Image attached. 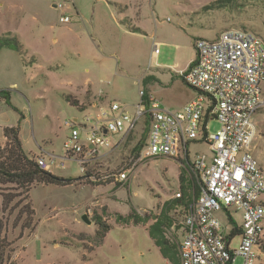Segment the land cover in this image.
Returning a JSON list of instances; mask_svg holds the SVG:
<instances>
[{"label":"rangeland","instance_id":"rangeland-1","mask_svg":"<svg viewBox=\"0 0 264 264\" xmlns=\"http://www.w3.org/2000/svg\"><path fill=\"white\" fill-rule=\"evenodd\" d=\"M62 1L0 0V38L18 36L27 50L24 55L10 48L0 51V90H10L18 109L0 97V145L6 142L4 128L20 122L24 149L35 159L64 155L70 134L65 122L83 118L97 104L95 94L85 88L101 91L104 106L119 101L131 111L141 100L140 89L147 88L163 108L177 111L195 90L171 68L187 60L197 35L212 38L242 27L264 38V0H236L231 9L204 8L215 0H73L54 6ZM66 15L71 20L62 22ZM157 41L161 44L155 47ZM254 121L258 133L252 151L264 169V108ZM209 128L216 133L220 124L213 119ZM146 132L139 123L116 148L102 150L86 173L72 159L65 160V167L52 166L56 175L73 178L69 185L35 183L28 194L16 184L1 185L0 193L20 194L9 206L0 194L4 264H171L145 228L152 219L138 225L118 219L132 208L152 218L158 205L181 190V162L148 152L127 182L111 175L123 169ZM198 150L209 151L208 145H192V154ZM27 203L36 211L29 223L23 212ZM87 213L91 223L83 219ZM172 214L177 221L184 217L181 208ZM97 215L112 226L103 241L96 237ZM234 216L242 222L241 213ZM219 217L227 223L224 213ZM172 233L182 238L178 227L167 236ZM238 241L237 236L232 244ZM236 264H242L241 257ZM257 264H264V252Z\"/></svg>","mask_w":264,"mask_h":264},{"label":"built area","instance_id":"built-area-1","mask_svg":"<svg viewBox=\"0 0 264 264\" xmlns=\"http://www.w3.org/2000/svg\"><path fill=\"white\" fill-rule=\"evenodd\" d=\"M71 2L63 0L56 5L64 7ZM70 20L68 15L61 16L62 22ZM195 48L196 59L183 79L197 95L184 108L169 111L140 89L141 100L134 111L114 101L108 109L102 108L101 114L67 120L70 134L63 143L64 155L36 160L50 170L54 165L65 167V160L72 159L86 173L89 163L113 146L110 135L126 137L144 123L147 132L140 153H134L121 171L111 175L127 182L145 152L181 164L189 156L201 180V192L181 221V264H236L238 257L242 264H257L264 252V169L252 144L258 133L254 116L264 108V38L251 29L234 27L215 38H196ZM213 119L220 124L216 133L209 128ZM199 143L207 144L209 151L192 154V145ZM181 195L180 191L176 194ZM220 212L227 223L220 219ZM235 212L242 214L241 223ZM228 214L236 224L228 221ZM238 228L239 233L233 235Z\"/></svg>","mask_w":264,"mask_h":264},{"label":"trees","instance_id":"trees-1","mask_svg":"<svg viewBox=\"0 0 264 264\" xmlns=\"http://www.w3.org/2000/svg\"><path fill=\"white\" fill-rule=\"evenodd\" d=\"M236 0H215L209 5L205 6V9L216 8H232ZM135 30H139L135 28ZM3 48H10L18 51L22 55L26 53L24 44L17 37L4 36L0 38V51ZM183 77V76H182ZM149 91L145 89V97L148 96ZM0 97L5 98V101L15 109L11 100V94L9 89H1ZM71 104L76 105L70 100ZM77 106V105H76ZM18 110V109H17ZM20 122L15 126H6L4 128V135L6 142L4 145H0V186L8 183L16 184L25 193H29L35 183L41 184H57V185H69L72 183L73 178L62 177L54 174L50 170L43 169L37 162V160L30 156V154L24 149L22 140L20 138ZM145 138V136H144ZM143 138V139H144ZM143 139L133 148V152L140 153L143 147ZM180 192L181 196H176L170 200L165 201L162 205H158L159 211L155 214H151L152 218H149L148 214L145 216L137 213L135 208L126 216H119V220L126 223L133 221L135 224L140 222H147L150 219L153 222L149 226V233L155 244L160 248L162 255L170 261L172 264H181L179 242L174 237L169 238L167 236L168 229L176 223V227L180 229L182 227L181 221H177L172 214V210L181 208L185 214H187L193 202L199 196L201 192V180L194 169V165L191 162L189 156L186 160H183L181 165V172L179 174ZM11 191V190H9ZM0 193L3 197V204L9 206L16 197L20 194L14 192ZM23 212L26 214V220L28 223L36 215L35 208L31 203L25 204ZM95 224L97 225L96 237L103 241L106 234L112 229V226L108 224L102 216L97 215L95 218ZM228 221L236 224V219L228 214ZM5 227L3 219L0 217V264H4L5 253L7 249L6 238L2 236V231ZM240 228L233 231V235L238 234Z\"/></svg>","mask_w":264,"mask_h":264},{"label":"crops","instance_id":"crops-1","mask_svg":"<svg viewBox=\"0 0 264 264\" xmlns=\"http://www.w3.org/2000/svg\"><path fill=\"white\" fill-rule=\"evenodd\" d=\"M56 5V3H54V6ZM138 28V27H137ZM138 29H140V28H138ZM133 30V29H132ZM220 34V32H218V33H216V35H214L212 38H215V37H217L218 35ZM201 36H203V37H208V36H206L205 34H199V35H197L196 36V38H198V37H201ZM195 38V39H196ZM161 44V41H157V43L155 44V47H158L159 45ZM156 50V49H155ZM158 51H159V48H158ZM158 51H156V52H158ZM156 52H154L153 53V57H155V58H160L157 54H156ZM196 56H197V53H196V48H195V41H194V44H193V48H192V50L190 51V54H189V56H188V58H187V60L184 62V63H179V62H176V63H174V65H173V68H171L173 71H174V73H177V74H182L183 75V73L191 66V64L195 61V59H196ZM174 68H176L177 70H174ZM158 80V79H157ZM151 86H153V85H151ZM85 89H91L92 90V92L95 94V96L93 97L95 100H97V104H94V106H93V108H90L92 111H89V113H87V114H94V115H98V114H101V111H102V108H106V109H108L109 108V106H110V104L112 103V102H114V101H112V102H110L109 103V105L108 106H104L103 104H105L104 103V96H103V93L100 91L99 93H96V91L91 87V86H89V87H87V88H85ZM147 89V88H146ZM148 91H149V93H151L153 96H154V93L151 91V90H149V89H147ZM196 92H194V94H192L188 99H187V101H186V104L189 102V101H191L192 99H194L195 97H196ZM155 97V96H154ZM119 102V101H118ZM185 104V105H186ZM184 105V106H185ZM135 106L136 105H134V108H135ZM184 106L182 107V108H184ZM181 108V109H182ZM90 109H87V110H90ZM180 109V110H181ZM177 111H179V110H177ZM74 118H80V117H78V116H75ZM69 120V119H68ZM66 125V124H65ZM113 136H115V141H112V143L114 142V144H113V146L111 147V148H105V149H103V150H112V149H114V148H116V146H118V145H120L121 144V142L124 140V137H125V135H123V134H115V135H113ZM103 155V152L101 153V156ZM50 171L51 172H53L52 171V169H50ZM54 173V172H53ZM55 174V173H54ZM87 216H88V218L90 219V217H89V214L87 213L86 214ZM84 219V218H83ZM91 220V219H90ZM87 222V221H86ZM92 222V220L90 221V222H87V223H91ZM147 222H149V221H147ZM153 222V221H152ZM94 224H95V221L93 222ZM139 224V223H138ZM138 224H136V225H138ZM149 226L150 225H148V228L147 227H145L147 230H148V232H149ZM175 226H176V223H174L169 229H168V231H170V229H172V228H175ZM180 229H181V234H182V237H183V229H182V227H180ZM96 230H97V228H96ZM111 231V230H110ZM109 231V232H110ZM108 232V233H109ZM108 233L106 234V236H105V238L107 237V235H108ZM149 235H150V233H149ZM171 236L172 237H174L176 240H178V242H179V244H180V241L182 240V238L181 239H179V237L177 236V235H175V234H171ZM151 237V236H150ZM104 238V239H105ZM152 238V237H151ZM154 241V240H153ZM155 243V242H154ZM159 248V247H158ZM160 249V248H159ZM164 257V256H163ZM164 259L166 260V262H168V263H171L170 261H168L165 257H164ZM172 264V263H171Z\"/></svg>","mask_w":264,"mask_h":264},{"label":"water","instance_id":"water-1","mask_svg":"<svg viewBox=\"0 0 264 264\" xmlns=\"http://www.w3.org/2000/svg\"><path fill=\"white\" fill-rule=\"evenodd\" d=\"M83 218H84V220H85V221H87V222H90V221H91V220L88 218V216H87V215H84V217H83Z\"/></svg>","mask_w":264,"mask_h":264}]
</instances>
